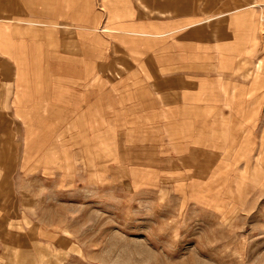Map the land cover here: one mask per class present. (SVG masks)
I'll return each instance as SVG.
<instances>
[{"label": "rangeland", "instance_id": "obj_1", "mask_svg": "<svg viewBox=\"0 0 264 264\" xmlns=\"http://www.w3.org/2000/svg\"><path fill=\"white\" fill-rule=\"evenodd\" d=\"M91 1L102 61L38 20L17 22L20 74L0 57V264H264V0ZM224 9L228 74L190 75L195 102L165 110L182 60L160 75L110 23L188 13L216 41Z\"/></svg>", "mask_w": 264, "mask_h": 264}, {"label": "crops", "instance_id": "obj_2", "mask_svg": "<svg viewBox=\"0 0 264 264\" xmlns=\"http://www.w3.org/2000/svg\"><path fill=\"white\" fill-rule=\"evenodd\" d=\"M79 1L81 3L77 1V7L72 8L73 0H10V3L14 6L9 4L0 9V57L12 61L17 69L16 72L20 74L22 67L17 61L23 58L21 52L24 51L23 46L27 45L26 43L29 40L25 37L24 32L27 27L19 25L17 22L28 25V20H38L44 22L36 27L40 32L39 34L45 26L50 25V31L55 29L59 36L63 35L61 29L67 30V34L75 30V34L71 37L73 39L77 37L79 39L80 37L79 42L85 45L82 60L85 62L91 60L90 53L93 51L92 45L95 44V52L98 54L99 51L102 61L103 48L101 45L104 38V12L98 9L94 1L89 3H87V0ZM31 5H35L37 11L33 12ZM176 11L180 10L177 8ZM224 11V14L219 15V18H227V22L230 24L231 17L228 16L231 10L224 9ZM124 18L126 19L124 20ZM124 18L122 19L123 26L120 24V20L110 23L113 27L111 34L130 35V39L135 38L132 42L147 43L149 46L145 50L157 53L155 59L158 60L159 67L156 69L159 70L160 75L168 77L167 60L169 54H178L182 64L176 66H185L184 71L179 74L182 78L179 77L177 83L174 80L173 85L168 86V80L166 79L165 88L160 89L158 94L159 106L165 108V110L177 108L180 105L191 106L195 102L190 99V96L193 97L191 93L197 91V88L193 87L194 84L190 75L207 78L214 75L228 74L222 69L227 64L229 65L231 59H228V54H226L227 58L219 54L222 49L231 44L229 35L231 28L227 24L226 29V19L223 18L221 24L224 35L215 41L209 37L207 28L202 26L205 21L195 19L188 13L169 18L163 17L159 21H153L151 17L143 16L137 10L134 14L128 12ZM217 18L214 17L213 19ZM20 28H23V31L21 29L22 33L18 35L17 31ZM14 31L15 38L12 37ZM178 32L181 33L177 37H169L171 34ZM66 33L65 35H67ZM56 43V39H53L52 44ZM134 49L139 51L138 47ZM67 58H70L69 54ZM207 67L211 70L203 69ZM212 68H215V71ZM218 69L221 70L217 71ZM96 75H98L97 72Z\"/></svg>", "mask_w": 264, "mask_h": 264}]
</instances>
